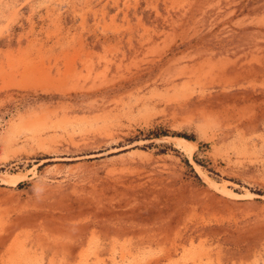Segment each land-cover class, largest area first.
Segmentation results:
<instances>
[{
	"label": "rangeland",
	"instance_id": "obj_1",
	"mask_svg": "<svg viewBox=\"0 0 264 264\" xmlns=\"http://www.w3.org/2000/svg\"><path fill=\"white\" fill-rule=\"evenodd\" d=\"M0 264H264V0H0Z\"/></svg>",
	"mask_w": 264,
	"mask_h": 264
},
{
	"label": "bare ground",
	"instance_id": "obj_2",
	"mask_svg": "<svg viewBox=\"0 0 264 264\" xmlns=\"http://www.w3.org/2000/svg\"><path fill=\"white\" fill-rule=\"evenodd\" d=\"M177 137H178V136H177ZM165 138H166V137H165ZM173 144H174V146H175L176 148L180 149L182 152H184V153H189L190 156L192 155V153H193V151H194V149L192 148L193 143H192L191 141L185 139V138H177V139L174 140ZM194 145H195V144H194ZM189 159H191V158H189ZM195 167L198 168V165H195ZM208 182H209L211 185L213 184V182L209 181V179H208ZM223 186H224V187H223ZM221 189H222V190H225V192H226V190H227V188H226L225 185H222V188H221ZM247 193H248V192H247ZM247 196H250V197H251V196H254V195L248 193Z\"/></svg>",
	"mask_w": 264,
	"mask_h": 264
}]
</instances>
